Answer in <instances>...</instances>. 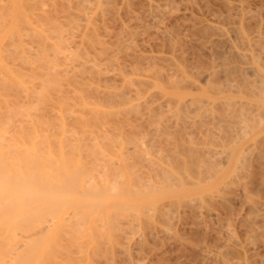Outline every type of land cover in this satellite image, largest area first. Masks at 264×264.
Instances as JSON below:
<instances>
[{"label": "rangeland", "instance_id": "374dc122", "mask_svg": "<svg viewBox=\"0 0 264 264\" xmlns=\"http://www.w3.org/2000/svg\"><path fill=\"white\" fill-rule=\"evenodd\" d=\"M4 2H6V0H2L1 4ZM60 2L64 10H66L68 7L67 0H60ZM89 2H91L93 5L98 4L100 6V10H103V12L101 10V13L103 14L101 15V13L97 12L99 11V9H97V5H95V8L97 9L96 12L100 15L96 13L95 17H97L94 20L96 25L101 28V32L105 24V27L111 32L110 33L108 31L109 33L106 32V34L102 32L101 34L103 35L99 34L101 35V38L98 35L101 40L103 38L105 39H103V42L104 45L106 44L103 48V46H101L102 44H100L102 43V41L97 39L98 41H100V47L103 48L101 50V48L99 47L100 52L98 48L99 44L96 43V47V45H93L94 43H90V41H95V39H93L94 37H91L92 34H90V36L86 33L87 37L84 35V33L82 34V30L84 32V29L81 26H83L84 20H80L81 18L77 17L73 18L79 21L77 22V24H74L73 19L70 23L68 22V20L70 19H67L66 22L64 21L66 20L64 18V20L56 18V20H51V22H48L50 25L51 23H58V26L60 25V27L58 28H61L63 30L62 31L60 29L61 33L64 34H61L60 37H57L56 35L54 36L51 33L50 36L48 34H44L49 33L46 31L42 32L44 34L42 36L33 28L28 29L30 30V35H23L24 39H27L23 40L25 44L27 43L26 45L32 46L33 49L34 47H37L35 46L37 42H40L38 44V55H35L34 53L32 54V60L35 61V64H33L37 68L34 69L35 67H31L30 70H27L22 67V71L26 74L21 76L27 77V88H30L33 85L35 86V88H37L36 90H39V92L37 96L36 94L27 95L28 90L33 91L35 88L26 89L25 92H18V87L15 86L16 88H14V81L15 79H18V76L20 74L18 70H16L18 72L14 71L11 75H9L11 78L13 77L12 79L14 80L12 81L11 79V81L13 82V88L11 89L12 83H8L11 86H8L9 90H6L4 88V92L7 91L8 95L6 94L5 97L0 96V113L8 115L13 121H29L27 125L29 130L18 132L15 129L13 131L14 133L8 134H13L15 136V140H17L18 137H23L25 133L27 134L28 132H30L33 127H37L39 130L37 131L36 140L49 137L51 139H47L46 141L48 142L49 140L51 142H48V145L44 140L45 144H47L49 147L47 145L44 146V143H42L43 145L40 144V146L37 147L39 145V142L36 144L33 142H25L24 144H26L28 147H25L23 149L29 155H23L18 152L14 153L12 152L14 150L12 147L8 148L3 146L1 148V151H5V153H8V155L11 157L9 159H12V157H16L17 159L23 160L22 162H13L12 160H9L8 166L11 168L19 167V165L21 164L23 168L29 167L31 171L37 172V167H45V165H49L51 168L53 167L54 169H56V172L60 169L67 168L69 172H71L70 175L73 174V176L74 173H76V171L79 169L83 170V172L81 171V174L79 173L80 176L76 174V177L79 176V178L81 177L80 179H83L84 177V179H86V177L90 178L91 180L88 184H96L104 192L105 190H107L105 188H107V186H110L109 184H113L114 182H116L119 187H123V189L121 187H118L117 189H121L122 193L124 192V194H122V196L118 190L117 192H119V194L115 192L113 195L107 198L103 207L104 212L100 216L104 218L103 220H101L100 218V220H95L96 218H98L97 215L91 217L84 216L83 222H80V224H53V227L49 232L42 233L34 238H26L25 243H27L29 247H27L24 251V255H19L12 261L8 259V261L6 262L8 255L7 253L10 250L9 246L20 240L22 234H26L23 230L24 224H0V252H3V255H0V264H264V187H262L263 184L261 185L263 179H261V177L263 176L261 174L262 167H259V165L262 166V164H259V157L256 159V152L252 153V149H250V153H248L249 151H246L247 157H244V159L242 158V156L244 155H237L238 157L236 156L234 157V159L230 158L229 152L230 149L234 146V143H231V147L230 142L232 141V139L230 138L231 141H229L230 139L228 140V137H225V140L227 141L224 143L225 140H223L224 136L221 133L220 127L216 126L217 113H213L214 109H211L212 111L210 110V108H212L213 106L212 104H216L218 103V101L220 102L221 100H224V98L227 100L228 98L230 99V97H232L231 101H233L234 99L233 103H240V101L248 103L250 101L251 103L253 102L255 104L256 102L259 103L258 97L253 96V94L251 97V94L249 95L248 91H245L244 88L242 92L240 91V89L239 92L236 88H233L235 87V85H239L238 83L234 85L232 84V87L229 85L230 87H228L231 89L226 88V90H224L225 86H223L224 89H222L221 87V90H224L226 92L223 91L224 93L221 94L219 92L220 95L218 96V92L215 91L217 88L214 90V87L212 90L211 84L213 83L211 81L210 84L207 82L212 77H209L206 81L203 80V76L205 77V75L203 74H206L205 71H207V69L212 70L213 68L211 69V66L214 67L216 64H219V61L221 59L222 61H224L223 58H225L226 54L228 58L231 57V61L235 60L229 63H234L236 67L239 66L241 72H243L242 70L244 69V67H246L245 71L248 68V66H245L247 64L245 63V60L243 63V60L241 59V63L237 61V59L239 58H237V56L233 54L234 50L230 51L228 46H226L224 42H221L222 39L220 40L221 43L216 42L219 37L218 35H220L219 31L222 30L220 28H223V30L225 29L224 31L226 33L227 31L229 32L230 41L232 43L234 42L235 46H242L237 44L241 40V37L240 35H238L236 30L238 31L239 29L240 32L241 29L242 31H246V34L248 32H252L251 35H248L249 37H255L257 31L262 32V41L260 40L261 36H259L258 39L262 42L261 44H263V47H261V44V46L258 47L263 48V51L260 52V50L262 49L258 50V54L260 53L261 57H257L260 60H257L254 64L251 63L252 68H255V66L259 64L258 61L264 62V0H170L169 2L167 1L168 4L166 3L165 5V2L163 0L162 2L161 0H90ZM150 3H152V5H154V3L159 4L158 6H156L158 10L161 11V14L160 11H158V13L157 11L155 12L154 9L156 8V6H154L153 8ZM162 4L164 5V7L166 6V9L164 7L162 8ZM37 6L38 5L29 8L37 13L35 9ZM157 8L155 10H157ZM161 8L163 10H161ZM163 11L166 12L164 13ZM244 12L246 13V15L242 14ZM222 15L224 17L221 18L220 16ZM22 16L23 17L21 18V20L23 23H28L29 21L34 20L33 15L27 10L26 13ZM225 16H228L230 18L227 19V17ZM238 17L239 19L237 21ZM234 18L236 20H234ZM103 23L104 25H101ZM208 23L213 24L214 28L210 27L211 25H208ZM218 24L221 26H219ZM75 25H78L76 29H74L75 27H72ZM206 25L208 29H206ZM232 25H234V27ZM158 29H160V31ZM217 29L220 30H218V35L216 36L215 30L217 32ZM125 30H127L128 32ZM208 30L211 31L210 35L208 34ZM213 31L215 34L213 33ZM7 32H0V38L4 34L7 35ZM33 33H36L37 35L35 36L33 35ZM162 33L165 34L162 35ZM212 33L215 35L214 38L216 37L215 41H213L214 38L211 36ZM45 35L46 37H44ZM199 35L202 37H200ZM206 35H209L212 38L207 37ZM89 36L90 38H88ZM83 37L90 39V41L86 39L89 41H87L88 43H90L89 45L86 44L87 42L85 41V39H83ZM206 37L208 39L210 38V40L212 39L211 41L213 42L211 43H217L214 46L213 44L211 45L210 42H208L209 44L207 43V45H210V48H212L213 51L209 49V46L204 44V40L206 39ZM208 39L206 40L208 41ZM34 40L36 42H34ZM97 40L95 42H98ZM206 40L205 43L207 42ZM44 41L49 45L47 46L43 44ZM58 41H61V45H64L61 46L62 48L56 49V43ZM29 42L32 45H29ZM222 43L224 44V46L222 45ZM42 44L46 49L43 48ZM239 44H242V41H240ZM90 45H93V49ZM204 45L208 48H205ZM225 46L228 48V50ZM95 47L97 50L95 49ZM215 47H217V49H220L217 50L215 49ZM82 48L83 50L88 51V56L90 57V59H93V61L96 62H94L95 64L93 63V66L90 65V63H79V60L76 59L77 55L79 57L80 54H86L84 51H82ZM60 49H62L63 51H60ZM207 49L209 51H207ZM55 50L62 52L61 55L68 54L67 56H70V58L68 60H63V55L61 56L59 52L56 53H58L60 56L57 55L59 57H56ZM101 51L105 52L101 53ZM215 51H219L220 54L218 55ZM93 52H95L97 55ZM230 52L232 54H230ZM178 54H180L181 56ZM92 55H96L94 56L95 58L91 57ZM102 55L103 57H101ZM233 55L236 57L235 59H233ZM10 56L14 58L16 57L13 56V54H11ZM81 56L79 57V59L83 60L84 57L82 58ZM176 56H178L179 59ZM218 57L221 59L219 60ZM87 59L88 57L86 58V60ZM59 61L60 64L56 65L58 67H56L55 65H53V67L51 66L52 62H57L58 64ZM171 61L178 64V70H174L173 68L171 69L170 66L167 65V63H170ZM66 62H69L70 65L66 64ZM209 62L212 64H210ZM213 62L215 64H213ZM72 63H76L75 68L68 70V66H71ZM199 65H201L202 67ZM54 66L56 67L55 69ZM165 66H167V68ZM216 66L217 68H215L217 70L219 68L222 69V67H220L219 65ZM200 67L203 70L200 69ZM236 67L234 66V68ZM183 68H185V70H183ZM252 68L249 67L250 70H252ZM1 70L4 73L3 69ZM179 70H181L182 76H180ZM250 70H247L248 73H246L247 71H244L247 74L246 76L244 75V72L241 73L239 70H237L239 71V74H243L242 76H245L247 80L250 81H245V77L243 79L241 78L244 86L247 85L246 87H249L248 84H251V80H253L254 76L256 77V75L252 72L255 69L251 71L254 76L251 75ZM261 70L264 71L263 69ZM2 72L0 73V75L2 74ZM209 72L211 71H208V73ZM177 73L179 77H181V79L179 77L177 78V75H175ZM218 74H223L221 77L224 79L225 77L228 79L232 78L231 76L229 77L228 75H225V73H221V71ZM218 74L215 75H217L220 79V75ZM235 74L237 75V73H234V75ZM239 74L237 75L238 77L240 76ZM189 75L193 76L190 77ZM215 75L213 74V76ZM224 75L225 77H223ZM234 75L233 78L236 77V75ZM185 76L188 78H186ZM182 77H185L184 81H182ZM168 78H170V80ZM214 78L211 79L213 82L217 79L216 76ZM188 79L195 82H189ZM238 79L240 80V77ZM179 80H181V82ZM1 81H3V79L0 80V85H2L4 82ZM224 81L222 80L221 82V79L219 80L222 85H224V83L226 82ZM6 83L7 81L5 82V84ZM214 83L216 84V87H218V82ZM232 88L235 90V92L234 90L231 91ZM4 89L2 88L1 91H3ZM13 89L14 91H12ZM236 90L240 94H238ZM4 92L3 94H5ZM16 92L18 93V95ZM40 92H42V94H39ZM214 92H216L217 94ZM114 93L116 95H114ZM242 93H244L245 95ZM198 97H200V102L197 99L198 102H195L197 104L195 107V103H192V100L190 99L193 98L195 100ZM202 98L204 100L203 105H206L208 103L205 106L209 108V110L206 108L208 110V114L205 111V107L202 106V104H199L202 103ZM236 99L238 102L236 101ZM34 101H38L39 103L40 110L36 114L40 117L32 116V113L34 112V109L36 107L34 105ZM180 102L182 103L181 105L179 104ZM183 103L184 106L187 105L186 112L188 111L187 113L185 112V114L182 113L185 116L182 114H178L179 112L181 113L182 107H184L182 106ZM188 104L193 105V107ZM198 104L200 105V107H202L199 108ZM215 104L213 108L216 109L217 106H215ZM189 106L192 108V110ZM203 108L205 109V113L203 112L204 115L201 112V110L203 111ZM219 108L221 111V105H219ZM210 111L212 112V114ZM216 111L219 112V110H215V112ZM180 115L183 117H181ZM44 118H47L49 123L45 122ZM183 118L185 119L182 120ZM189 119L190 121L187 122V120ZM199 119L203 122L199 121ZM37 120H39L40 122L37 123ZM61 120H65L67 122V125H69V127L67 126L68 129L67 131L65 130V132H63L62 128H60L58 125V122ZM197 121H199V123H197ZM190 122H192V124ZM204 122L207 124V126H205L206 124H204ZM212 124H215L216 127ZM263 124L259 125V128H263L262 131L254 132L253 134L252 132H249V134L251 135L248 134L246 141L243 142V148H245L246 146H249L250 148V143H252L251 141H253V138L256 134L257 139L255 138V141L257 140L258 142H262L261 139L264 138ZM183 125L184 127H182ZM84 128L86 129L84 130ZM182 128H184V130ZM211 128H215L213 130L217 132L213 131ZM74 130H79V132L75 133L73 132ZM80 134H83L82 137H84V140L89 139V144L85 145L83 143H80L81 141H75L77 136H80ZM165 134L167 135L165 136ZM90 135H93V137L96 139L91 140L93 139V137H91ZM208 135L210 136L208 137ZM96 136L98 137V139ZM204 136H207V138H204ZM211 138L212 141L210 142ZM63 144L65 146L69 144V147L71 146L72 148L67 147L68 145L65 147ZM259 144L257 143L256 145ZM256 145L252 147H255ZM185 146L188 148L186 149ZM227 146L230 148H228ZM33 147H36L38 150L36 153L37 156L42 155L45 157L47 156V158H49L48 156H50L52 160L49 158L51 161L48 160L49 162L37 165V156L35 157L30 154V151ZM184 148L187 150L186 153L184 151ZM255 148L253 149V151H256L258 147L256 149ZM210 149L214 153L219 152L217 155H219L220 157L216 154H212L213 157L211 158V160H214L219 164L216 162H214L213 164L209 163L210 154L212 152L210 151ZM194 151L196 154L194 153ZM220 152L222 153L220 154ZM228 154L229 157H227ZM179 155L180 157L182 156L183 159L181 157L180 160H178ZM208 156L209 158H207ZM26 159L30 160L29 164L24 162V160ZM207 159L209 160V164H207ZM246 159H248L247 164L245 163V161H247ZM193 160L194 162L192 163L191 161ZM236 160L237 164L239 161L240 166L237 165L239 167H236L235 164V169L237 171H234L235 175H233L231 169H234L233 162L236 163ZM196 161L198 163H196ZM203 161L205 162V164L203 163ZM260 161L262 162L261 159ZM185 165L186 167H184ZM209 165L211 170L213 169V167L219 168V170L217 169L219 173L216 170L217 173L215 172L214 175L210 174V176H213L210 178L208 173H210L211 170H209L208 168V171L204 169V171H207L206 174L202 173L203 176L207 175V177L202 178L201 175L199 176V173H201L199 172V170L203 171V168L209 167ZM220 167H222L221 170ZM241 167L242 169H239ZM188 168H190V170ZM175 169H177L178 171ZM230 171L232 172L231 175L229 174ZM163 172L168 174V176L166 177ZM169 172L171 173L172 177H169ZM237 172L244 174L242 176ZM19 173L24 172L20 171ZM228 174V180H230V176H233L230 181H226L227 185H225L224 181L225 179H227ZM64 176H66L64 172L58 171V173L56 174V178L59 179L63 178ZM164 176L167 179V182H165L166 184H168L164 185V182V187L162 186V184H159V186V182L163 183V181H161L162 179L166 180ZM115 178L116 180H114ZM135 178L137 179L135 180ZM209 178V181L204 182ZM243 178L245 179V181ZM169 179L171 181H173L174 179L173 183L171 182L172 184L169 183ZM186 179L187 181H189H185ZM247 179L249 181H247ZM223 182L224 184H222ZM192 183L195 184L193 185ZM247 183V186H243ZM88 184L87 187H90L88 186ZM152 184H154L153 187L156 186L158 190H156V188L154 187V189L148 193L147 191L150 188L149 186H151L152 189ZM240 185L241 188L244 187L242 189H245L246 193L249 195L248 197L246 195L247 198H244L243 196V200L240 196ZM124 189L128 192H126ZM141 190L143 194L140 192L141 196H139V193H137V191ZM80 191L82 192V190ZM234 191H237V194H240L238 198L240 197L239 200L241 199L242 201H239L238 199L236 200H238L239 202L236 200L232 201L233 199L231 198L233 196H231L230 198V195H232ZM128 193L130 196L127 195ZM116 194L119 197H117ZM203 195L207 197H203ZM78 196L80 197L81 194H79ZM251 197L255 199L253 200ZM119 200L123 201L124 205H127V208H129V210L130 208L132 210L128 211L126 209L128 212H126L125 214L124 211L126 207L124 205L121 207L122 204H119L121 209L123 208L124 211L118 212L119 214L115 213V210H118L120 208L119 206L113 207L111 204L114 201ZM256 200H258V202ZM254 201L256 202L254 203ZM247 204L251 205L248 206ZM254 204H257L256 209L258 211L250 212L254 208H252V206H255ZM132 205H138V207H136V209L134 208L133 210L134 206L132 207ZM145 209L148 210L146 211ZM209 210L211 212H209ZM69 212H74V208L69 207L65 209L63 212V216H67V213ZM111 212H114L112 214V217ZM214 213L217 215H214ZM128 216L129 218H126ZM130 216L132 217L130 218ZM247 217H249V219ZM106 219H108L109 221ZM54 220L56 221L57 219ZM251 221L254 223H252ZM248 222L249 224H247ZM38 225L39 224H36L37 227H35L33 224H29L27 227H31V229L36 231L39 227ZM229 225L232 227L231 229L233 231L231 232L230 230V233L233 236H228V233L226 231H223L226 230V228L230 229ZM127 226H129V228L131 229H129ZM218 226L221 231L218 229ZM250 228H257L256 230H254V234L251 232ZM226 233L227 235H225ZM251 234L256 236L255 239ZM234 235L236 238L234 237ZM252 237L254 240L252 239ZM227 240L228 242H226ZM36 246L40 248L41 253L30 255V249Z\"/></svg>", "mask_w": 264, "mask_h": 264}, {"label": "bare ground", "instance_id": "6f19581e", "mask_svg": "<svg viewBox=\"0 0 264 264\" xmlns=\"http://www.w3.org/2000/svg\"><path fill=\"white\" fill-rule=\"evenodd\" d=\"M1 1L2 0H0V32H7V35H2V37L0 38V71L2 72V70L1 69H3V71H4V73L2 72V74L0 75V78L1 79H3V81H1V82H3V84L2 85H0V88H1V86H2V88L4 89H8L9 87H11V89L13 88V82L12 81H14L9 75H11L14 71H16V70H18L19 71V76H18V79H15V85H14V88H16V87H18L17 88V90H18V92H20V91H22V92H25V90L26 89H34L35 88V86H31L30 88H27L26 86H28L27 84H26V80H27V77H21L22 75H25L26 73L25 72H23L22 71V67L23 68H25V69H27V70H30V68L31 67H35L34 66V62L35 61H33L32 60V54L34 53L35 55H38V47H39V41L37 42V44L35 45V46H37V47H34V49H33V47L32 46H28V45H26L25 44V42L23 41V40H27L26 38L24 39V37H23V35H28L29 34V32H30V30H28V29H30V28H33V29H35V31H38V33L40 34V35H44V34H48L49 36H50V33L51 34H53L54 36L56 35L57 37H60L61 36V30L58 28V27H60V25L58 26V23L57 24H53V23H51V25L48 23L49 21L51 22V20H56V18H60V20H64V19H66V20H64V21H66L67 22V19H70V20H68V22H72V19L73 18H75V17H77V18H81L80 20H84V24H83V26H81V27H83V29H84V32H83V30H82V34L84 33V35L87 37V34L88 35H90V34H92V38L93 39H95V41L97 40V39H99V40H101L100 38H101V35H103V34H101L102 32L103 33H105L106 34V32H108L109 30L105 27V25H104V23L103 24H101V25H104L103 26V28H102V32H101V28H99L97 25H96V23H95V20L94 19H96V17H95V14L97 13V12H99V13H101V10H100V6L98 5V4H92L91 2H89L90 0H67V9L66 10H64V8H63V6H62V4H61V2H60V0H6V2H4V3H2L1 4ZM49 1V2H48ZM125 1V0H124ZM150 1V0H149ZM165 3H164V5L167 3V1L169 2L170 0H163ZM48 2V3H47ZM147 2V1H146ZM161 2H162V0H161ZM161 2H160V4H161ZM47 3V4H46ZM94 3V2H93ZM159 3V2H158ZM168 4V3H167ZM171 4V3H170ZM36 5H38L35 9H36V11H37V13H35L31 8H29V7H33V6H36ZM93 5V6H92ZM95 5H97V9H99V11H97L96 12V6ZM150 5H152V3H150ZM158 6L159 4H157V3H154V5H152L153 6V8H154V6ZM164 5L162 4L161 6H162V8L164 7ZM157 6H156V8H157ZM161 6H159V7H161ZM229 6V5H228ZM235 7V6H234ZM66 8V7H65ZM75 8V9H74ZM152 8V9H153ZM155 8V9H156ZM161 8V10H163ZM165 9H166V6L164 7ZM229 8V7H228ZM242 8V7H241ZM149 9V8H148ZM154 9V11L156 12L157 11V13H158V11H160V10H158V8H157V10H155ZM169 9V8H168ZM240 9V8H239ZM243 9V8H242ZM241 9V10H242ZM26 10L27 11H29L32 15H33V17H34V20H32V21H29L28 23H23L22 22V20H21V18L23 17L22 15H24L25 13H26ZM236 10V9H235ZM247 10V9H246ZM225 11V10H224ZM243 11V10H242ZM250 11V10H249ZM102 12H103V10H102ZM164 12V11H163ZM166 12V11H165ZM164 12V13H165ZM227 13V12H226ZM231 13V12H230ZM98 14V13H97ZM160 14H161V11H160ZM243 15L245 14L246 15V13L244 12V13H242ZM98 15H100V14H98ZM101 15H103L102 13H101ZM137 16V15H136ZM145 16V15H144ZM153 16V15H152ZM217 16V15H216ZM229 16V15H228ZM228 16H225V17H227V19L228 18H230V17H228ZM62 17V18H61ZM103 17V16H102ZM133 17H134V15H133ZM151 17V16H150ZM221 18L222 17H224L223 15L222 16H220ZM241 17V16H240ZM64 18V19H63ZM140 18V17H139ZM153 18V17H152ZM159 18V17H158ZM217 18V17H216ZM236 18V17H235ZM234 18V20H236ZM242 18H243V16H242ZM242 18H240V19H242ZM245 18H246V16H245ZM251 18H252V15H251ZM155 19V18H154ZM225 19V18H224ZM238 19H239V17L237 18V21H238ZM158 20V19H157ZM233 20V19H232ZM76 21V22H75ZM137 21V20H136ZM141 21V20H140ZM159 21V20H158ZM161 21V20H160ZM222 21V20H221ZM229 21V20H228ZM60 22V21H59ZM73 22H74V24H77V22H79V21H77V20H75V19H73ZM220 22V21H219ZM55 23V22H54ZM163 23V22H162ZM239 23H240V21H239ZM49 24V25H48ZM79 24V23H78ZM82 24V23H81ZM215 24V23H214ZM220 24V23H219ZM218 24V25H219ZM243 24V23H242ZM128 25V24H127ZM141 25V24H140ZM144 25V24H143ZM156 25H157V23H156ZM208 25H211L210 27H213V24H209L208 23ZM108 26V25H107ZM125 26V25H124ZM165 26V25H164ZM219 26H221V25H219ZM233 27H234V25H232ZM245 26V25H244ZM72 27H75L74 29H76V27H78V25L76 26H72ZM101 27V26H100ZM109 27V26H108ZM126 27V26H125ZM129 27V26H128ZM131 27V26H130ZM163 27V26H162ZM161 27V28H162ZM166 27V26H165ZM70 28V27H69ZM80 28V27H79ZM79 28H78V30H79ZM214 28V27H213ZM218 28V27H217ZM238 28H240V27H238ZM237 28V29H238ZM245 28V27H244ZM250 28V27H249ZM6 29H8V30H6ZM107 29V30H106ZM111 29V28H110ZM133 29V28H132ZM156 29V28H155ZM163 29V28H162ZM206 29H208V27H207V25H206ZM205 29V30H206ZM220 29H222L223 30V28H220ZM220 29H217V32H216V30H215V33H214V31H213V33L217 36L218 35V30H220ZM229 29V28H228ZM236 29V28H235ZM100 30V31H99ZM145 30V29H144ZM159 31H160V29H158ZM192 30V29H191ZM222 30L221 31H219V34L220 35H218L219 37H218V39L217 40H219V41H217L216 40V42L218 43V42H220V40H221V42H224V44L226 45V46H228V48H229V50L230 51H233L234 50V55L235 56H237V58H239V59H237V61L238 62H240L241 63V60H243L242 61V63L244 62V60H245V63H247L245 66H248V68L246 69V71L247 70H250L249 69V67L250 68H252V65H251V63L252 64H254L257 60H260V59H258L259 58V56L261 55L260 53L258 54V50L259 49H262V50H260V52H262L263 51V48H260V47H258V46H261V47H263V44H261L262 42V37H263V33L262 32H258L257 31V34L255 35V37H249L248 35H251V33L250 32H248L247 34H246V31H242L241 29H240V32H239V29H238V31L236 30V32L238 33V35H240V37H241V40L240 41H242V44H239L240 43V41H239V43H237L238 45H242V46H235L234 45V42L232 43L231 41H230V38H229V32L227 31V33L223 30V32H222ZM244 30V29H243ZM49 32V33H42V32ZM63 31V30H62ZM125 31H127V30H125ZM133 31V30H132ZM143 31V30H142ZM147 31V30H146ZM163 31V30H162ZM207 31V30H206ZM230 31V30H229ZM110 32V31H109ZM108 32V33H109ZM121 32H123V31H121ZM120 32V33H121ZM128 32V31H127ZM157 32V31H156ZM168 32V31H167ZM193 32V31H192ZM200 32H202V31H200ZM205 32V31H204ZM221 32V33H220ZM233 32V31H232ZM87 33V34H86ZM111 33V32H110ZM137 33V32H136ZM170 33V32H169ZM195 33V32H194ZM210 33H211V31L210 30H208V34L210 35ZM211 34V36L214 38V34ZM240 33V34H239ZM250 33V34H249ZM260 33V34H259ZM99 34H101V35H99ZM130 34V33H129ZM133 34V33H132ZM163 34H165V33H162V35ZM204 34V33H203ZM236 34V33H235ZM30 35V34H29ZM33 35H37L36 33H33ZM62 35H64V34H62ZM100 36V38H99V36ZM131 35V34H130ZM174 35V34H173ZM190 35V34H189ZM209 35H206L207 37H210ZM237 35V34H236ZM90 36L88 37V38H90ZM166 36V35H165ZM200 36V35H199ZM235 36V35H234ZM259 36H261L260 38V40L258 39V37ZM26 37V36H25ZM44 37H46V35L44 36ZM105 37V36H104ZM170 37V36H169ZM172 37V36H171ZM191 37V36H190ZM200 37H202V36H200ZM206 37V39H208ZM212 37H210V38H212ZM256 37H257V39H256ZM23 38V39H22ZM31 38V37H30ZM30 38H29V40H30ZM88 38H84L83 37V39H85V41L87 42L88 40L90 41V39H88ZM103 38V37H102ZM166 38V37H165ZM205 38V37H204ZM210 38L208 39V41L205 43V40H204V44H206L207 45V43L208 42H213V41H215V39H216V37L213 39V41H211L210 40ZM220 38V39H219ZM32 39V38H31ZM35 39V38H34ZM37 39V38H36ZM48 39V38H47ZM86 39H88V40H86ZM92 39V40H93ZM104 39V38H103ZM101 40L102 41V43H100V41H98V42H95V41H93V42H91L90 41V43H94L93 45H96V47H97V44H102L101 46H103V48H104V46L106 45H104V40ZM131 39V38H130ZM169 39V38H168ZM201 39V38H200ZM203 39V38H202ZM233 39V38H232ZM231 39V40H232ZM236 39V38H235ZM57 40V39H56ZM173 40V39H172ZM171 40V41H172ZM186 40V39H185ZM84 41V42H85ZM88 41V42H89ZM107 41V40H106ZM193 41V40H192ZM202 41V40H201ZM260 41V42H259ZM24 42V43H23ZM34 42H36L35 40H34ZM63 42V41H62ZM86 43L87 45H89L90 43ZM123 42V41H122ZM185 42V41H184ZM187 42V41H186ZM220 42V43H221ZM257 42H258V44H257ZM31 43H32V41H31ZM42 43V42H41ZM47 42H45L44 41V43L43 44H45V45H49L48 43L46 44ZM65 43V42H64ZM66 43H67V41H66ZM97 43V44H96ZM124 43H125V41H124ZM180 43V42H179ZM178 43V44H179ZM197 43V42H196ZM216 43V44H217ZM219 43V44H220ZM42 44V45H43ZM57 45V47H56V49H59V48H62L61 46L62 45H64V44H62L61 45V41L59 42H57L56 43ZM85 44V45H86ZM100 44H99V46H98V48L100 47ZM201 44V43H200ZM209 44V43H208ZM213 44V46L214 45H216L215 43H211V45ZM224 44L222 43V45L224 46ZM261 44V45H260ZM29 45H32V44H30V42H29ZM86 45V46H87ZM93 45H90L91 46V48L93 49ZM126 45V44H125ZM130 45V44H129ZM190 45V44H189ZM196 45V44H195ZM89 46V47H90ZM203 46V45H202ZM205 46V45H204ZM207 46H209V49H211L212 50V48H210V45H207ZM207 46H205V48L207 47ZM225 46V47H226ZM64 47V46H63ZM88 47V48H89ZM96 47H95V49H96ZM191 47V46H190ZM194 47V46H193ZM35 48H37V49H35ZM43 48H45V46L43 45ZM42 48V49H43ZM101 48V47H100ZM100 48H99V52H100ZM103 48H101V50L103 49ZM116 48V47H115ZM121 48V47H120ZM204 48V49H205ZM208 48V47H207ZM219 48V47H218ZM227 48V47H226ZM228 48H227V50H228ZM46 49V48H45ZM65 49V48H64ZM68 49V48H67ZM94 49V50H95ZM106 49V48H105ZM193 49V48H192ZM202 49H203V47H202ZM215 49H217V47H215ZM220 49V48H219ZM219 49H217V50H219ZM62 49H60V51H61ZM91 50V49H90ZM97 50V49H96ZM95 50V51H96ZM107 50V49H106ZM120 50V49H119ZM178 50H180V49H178ZM177 50V51H178ZM221 50H223V49H221ZM220 50V51H221ZM226 50V49H225ZM226 50V51H227ZM48 51V50H47ZM63 51V50H62ZM82 51H84L86 54H80L79 55V57L81 56L82 58H83V60H81V59H79V57H78V55L76 56L77 58L76 59H78L79 60V63H83V64H88V63H90V65H94L96 62L95 61H93V59H90V57L88 56V51H85V50H83V48H82ZM183 51V50H182ZM198 51V50H197ZM203 51V50H202ZM207 51H209L208 49H207ZM213 51V50H212ZM211 51V52H212ZM56 52H59L58 50H55V53ZM65 52V51H64ZM105 52V51H104ZM103 51H101V53H104ZM114 52V51H113ZM181 52V51H180ZM216 52V51H215ZM222 52H224V51H222ZM229 52V51H228ZM48 53V52H47ZM61 53L62 52H59V54L61 55ZM67 53V52H66ZM90 53V52H89ZM94 54H96L95 52H93ZM210 53V52H209ZM218 55L220 54L219 53V51L218 52H216ZM264 53V52H263ZM11 54H13V56H16L15 58L14 57H12V56H10ZM58 53H56V57H59L60 55H59ZM92 54V53H91ZM115 54V53H114ZM160 54V53H159ZM225 54H226V52H225ZM230 54H232L231 52H230ZM229 54V55H230ZM258 54V55H257ZM47 55V54H46ZM45 55V56H46ZM49 55V54H48ZM57 55H59V56H57ZM63 55V54H62ZM61 55V56H62ZM68 54H64L63 56H62V58H63V60L64 59H69L70 58V56L68 57L67 56ZM70 55V54H69ZM97 55V54H96ZM96 55H94V56H96ZM152 55V54H151ZM150 55V56H151ZM178 55H180V54H178ZM216 55V54H215ZM222 55V54H221ZM220 55V56H221ZM232 56V57H234L233 59H235L236 57L235 56ZM10 56V57H9ZM93 55L91 56V57H93V58H95ZM105 56V55H104ZM153 56V55H152ZM181 56V55H180ZM211 56V55H210ZM231 56V55H230ZM263 56H264V54H263ZM55 57V58H56ZM88 57V59L86 60V58ZM101 57H103V55L101 56ZM110 57V56H109ZM114 57V56H113ZM115 57H117V56H115ZM154 57V56H153ZM152 57V58H153ZM163 57V56H162ZM177 58H178V56H176ZM212 57H213V55H212ZM217 57V56H216ZM223 57V56H222ZM258 57V58H257ZM261 57V56H260ZM155 58V57H154ZM174 58V57H173ZM219 58V57H218ZM225 58H226V60H225ZM225 58H223L224 59V61H222V59L221 58H219V64H216V65H219L220 67H222V69L221 68H219V69H221V70H217L216 68H217V66L215 65L214 67H212L211 66V69L212 70H208L207 69V71H205V73L206 74H203V75H205V77L203 76V80H208V78L210 77H212L211 79H213L215 76H216V80L214 81V82H218L217 83V86L218 87H216V84L211 80V79H209L207 82L210 84L211 82L213 83V84H211V87H212V90H213V88H214V90L215 91H217L218 92V96L221 94V93H224V92H226V91H224V90H226V88H229L232 84L234 85V84H236V83H238L239 85H235V87H233V88H236L238 91H239V89H240V91L242 92V90H243V88H244V90L245 91H248V94L250 95L251 94V97H252V94H253V96H256V97H258V101H259V103H251L250 101V103L248 102H241L240 101V103H233L234 102V99H233V101H231L232 99V97H230V99L228 98L227 100L224 98V100H221L220 102H222V103H220L219 101H218V99H217V101H218V103H214L215 104V106H217L216 107V109L215 108H213L214 107V104H212L213 106H212V108H210V110L211 109H214L213 111V113H217L216 115V126H219L220 127V130H221V133L223 134V136H224V139L223 140H225V137L227 138L228 137V140L231 138L232 139V141H231V139L229 140V141H231L230 142V146L233 144L234 146L230 149V158L231 159H234V157H236L237 155H244V156H242V158L244 159V157L246 158L247 157V154H246V151H249L248 153H250V149H252V153L253 152H256L255 153V155H256V159L259 157L261 160H262V162L260 161V159L258 158V161L260 162L259 164H262V166L261 165H259V167L261 168L262 167V169H261V174L263 175H261L262 177H261V179H262V182H261V185H262V187H264V138H262L261 140H262V142H258L257 140L255 141V138H256V136H257V134L254 136V138H253V141H251L252 143H250L251 145H250V148H249V146H246L245 148H243L242 147V145H243V142H245L246 141V139H247V137H248V134H249V132L251 133L252 132V134L254 133V132H258V131H262L263 130V128H259V125H261V124H263L264 123V71H262L261 69H263L264 70V62L263 61H258V65H256L255 66V68H252V70L253 69H255L254 71H252V70H250V73H251V75H253V74H255L256 75V77L254 76V78H253V80H251L252 82H251V84H248V86L249 87H246L247 85H245L244 86V83H243V81H241L247 74L246 73H248V71L246 72L245 71V68L246 67H244V69L242 70L245 74V76L243 77L242 75H241V73H243V72H241L240 71V68H239V66H237L236 67V65H234V63H229V62H233V61H235V60H233V61H231L230 59H231V57L230 58H228V56H227V54H226V56H225ZM37 59V58H36ZM149 59V58H148ZM175 59V58H174ZM179 59V58H178ZM230 61H229V60ZM241 59V60H240ZM263 59V58H262ZM35 60V59H34ZM62 60V59H61ZM67 60H65V61H67ZM95 60V59H94ZM170 60V59H169ZM240 60V61H239ZM90 61V62H89ZM91 61H93V62H91ZM117 61H118V59H117ZM184 61V60H183ZM201 61V60H200ZM199 61V62H200ZM214 61H216V60H214ZM64 62V61H63ZM95 62V63H94ZM238 62H237V64H238ZM34 63V64H33ZM94 63V64H93ZM169 63V62H168ZM167 63V65H169L170 66V68L172 69H176V70H178V64L176 63V62H170L169 64ZM210 63V62H209ZM244 63V64H245ZM60 64V61H59V63L57 64V62H52V64H51V66L53 67V65H59ZM66 64H68V65H70V63L69 62H66ZM119 64V63H118ZM195 64V63H194ZM210 64H212V63H210ZM213 64H215L214 62H213ZM230 64H232V65H230ZM250 64V65H249ZM257 64V63H256ZM263 64V65H262ZM75 65H76V63H72L71 64V66H68L69 67V69L68 70H70V69H73V68H75ZM100 65V64H99ZM54 66V69L56 68V67H58V66H56L55 67ZM186 66V65H185ZM195 66V65H194ZM199 66H201V65H199ZM234 66L236 67V68H234ZM67 67V68H68ZM166 68H167V66H165ZM178 67V68H177ZM181 67H182V65H181ZM184 67V66H183ZM196 67V66H195ZM202 67V66H201ZM200 67V69H202ZM216 67V68H215ZM37 67H35L34 69H36ZM191 68V67H190ZM210 68V67H209ZM33 69V68H32ZM165 69V68H164ZM193 69V68H192ZM195 69H197V68H195ZM239 70L241 73L239 74L238 72L239 71H237V70ZM173 70V71H174ZM183 70H185V68H183ZM191 70V69H190ZM199 70V69H198ZM198 70H197V72H198ZM203 70V69H202ZM18 71H16V72H18ZM38 71H39V68H38ZM159 71V70H158ZM165 71V70H164ZM167 71H169V70H167ZM172 71V70H171ZM180 71V76H182L181 75V70H179ZM208 71H211V72H209L208 73ZM218 71V72H217ZM221 71V73H225V75H228L229 77L231 76L232 78H230V79H228V78H226L225 77V75L223 76V77H225V79L224 78H222L221 76L223 75H220V74H218L219 72ZM237 71V72H236ZM253 72V74H252V72ZM256 71V72H255ZM0 72V73H1ZM186 72V71H185ZM188 72H190V71H188ZM201 72V71H200ZM255 72V73H254ZM169 73V72H168ZM208 73V74H207ZM234 73H237V75L239 74L240 76V80L238 79L239 77L236 75V77H238V78H233V75H234ZM41 74V73H40ZM171 74V73H170ZM169 74V75H170ZM184 74V73H183ZM189 74V73H188ZM193 74V73H192ZM195 74H196V72H195ZM194 74V75H195ZM213 74L215 75V74H218V75H220V79H221V82H222V80L225 82L224 83V85H222V83H220L219 82V77L217 76V75H215V76H213ZM175 75H177V78L179 77V75H178V73L177 74H175ZM174 75V76H175ZM190 75H191V73H190ZM189 75V76H190ZM198 75H199V73H198ZM234 75V76H235ZM10 78H9V77ZM15 76V75H14ZM193 76V75H192ZM192 76H190V77H192ZM196 76H197V74H196ZM195 76V77H196ZM227 76V77H228ZM186 77V76H185ZM185 77L183 78V80L182 81H184V79H185ZM180 79H181V77H179ZM186 78H188V77H186ZM197 78V77H196ZM204 78H206V79H204ZM242 78V79H241ZM0 79V80H1ZM11 79H12V81H11ZM131 79V78H130ZM129 79V80H130ZM169 80H170V78H168ZM200 79V78H199ZM215 79V78H214ZM219 79V80H218ZM245 79V81L247 80V78L245 77L244 78ZM7 81V85L5 84V82ZM9 81V82H8ZM39 81V80H38ZM138 81H140V80H138ZM173 81V80H172ZM177 81V80H176ZM180 82H181V80H179ZM188 81L190 82H195V81H192V80H190V79H188ZM211 81V82H210ZM243 83H241V82ZM244 81V82H245ZM247 81H249V80H247ZM148 82V81H147ZM174 82V81H173ZM201 82V81H200ZM234 82V83H233ZM240 82V83H239ZM250 82V81H249ZM8 83H12V85L10 86ZM142 83V82H141ZM188 83V82H187ZM205 83V82H204ZM207 83V84H208ZM1 84V83H0ZM174 84V83H173ZM175 84H176V82H175ZM179 84V83H178ZM177 84V85H178ZM220 86H219V85ZM246 84V83H245ZM213 85V86H212ZM230 85V86H229ZM6 86H7V88H6ZM9 86V87H8ZM16 86V87H15ZM179 86V85H178ZM223 86H225V89L223 88ZM227 86V87H226ZM229 86V87H228ZM242 88H241V87ZM221 87H222V89H224V90H221ZM232 87V86H231ZM238 87H240V88H238ZM2 88L0 89V96H6V94L8 95V93H7V91L6 92H4L5 91V89L3 90V91H1L2 90ZM232 88V90L231 91H233L234 89ZM37 88H35L33 91H27V95H34V94H36V96L38 95V92H39V90H36ZM220 89V90H219ZM229 89H231V88H229ZM229 89H227V90H229ZM9 90V89H8ZM16 90V89H15ZM236 90V91H237ZM12 91H14V89L12 90ZM224 91V92H223ZM230 91V92H231ZM237 91V93L238 94H240L239 92ZM3 92L5 93V94H3ZM219 92H220V94H219ZM229 92V91H228ZM234 92H235V90H234ZM244 92V91H243ZM17 93V92H16ZM214 93H216V92H214ZM245 93V92H244ZM244 93H242V94H244ZM25 94V93H24ZM39 94H42V92H40ZM118 94V93H117ZM217 94V93H216ZM245 94H247V93H245ZM244 94V95H245ZM247 94V95H248ZM17 95H18V93H17ZM114 95H116L115 93H114ZM136 95V94H135ZM246 95V96H247ZM119 96V95H118ZM137 96H138V94H137ZM114 97V96H113ZM123 97V96H122ZM202 97H204V96H202ZM200 97H198V98H196L195 100L193 99V98H191L190 100H192V103L194 102H200V99H199ZM197 99H198V101H197ZM209 100V99H208ZM184 101V100H183ZM188 101V100H187ZM187 101H186V103H187ZM203 98H202V103H199V104H202V106H206V105H203L204 103H203ZM211 101V100H210ZM236 101H237V99H236ZM185 102V101H184ZM238 102V101H237ZM185 103V104H186ZM189 103H190V101H189ZM180 105L182 104L181 102L179 103ZM198 104V107L199 108H201L200 107V105ZM221 105V111H220V108H219V105ZM34 105L36 106L35 107V109H34V112L32 113V116L33 117H40V116H38L36 113L40 110V108H39V103H38V101H34ZM188 105H190L191 107H193V105H191V104H188ZM195 105V107H196V103L194 104ZM162 106V105H161ZM179 106V105H178ZM182 106H184V103H183V105ZM187 106V105H186ZM186 106H184V107H182V110H181V113L179 112L178 114H182V113H184L185 114V112H186V109H187V107ZM189 106V107H190ZM186 107V108H185ZM188 107V108H189ZM190 107V108H191ZM197 107V108H198ZM211 107V106H210ZM33 108V107H32ZM184 108V109H183ZM208 109L209 110V108L208 107H205V109ZM219 108V109H218ZM162 109V108H161ZM204 108H203V111L201 110V112H202V114L204 115V110H205ZM205 110L206 111V113L208 114V110ZM191 110H192V108H191ZM199 110V109H198ZM215 110H219V112L218 111H216L215 112ZM154 111V110H153ZM189 111H190V109H189ZM196 111V110H195ZM200 111V110H199ZM212 111V110H211ZM210 111V112H211ZM253 111H254V113H253ZM158 112V111H157ZM188 112V111H187ZM186 112V113H187ZM193 112V111H192ZM204 112V113H203ZM177 114V115H178ZM184 114H182V115H184ZM207 114H205V115H207ZM210 114V113H209ZM211 114H212V112H211ZM214 115V114H213ZM212 115V116H213ZM181 116V115H180ZM180 116H178V117H180ZM185 116V115H184ZM211 116V117H212ZM215 116V115H214ZM181 117H183V116H181ZM189 117V116H188ZM41 118H43V117H41ZM45 119V122H48V120H47V118H44ZM179 119V118H178ZM185 118H183L182 120H184ZM187 119V118H186ZM163 121V120H162ZM178 121H180V120H178ZM188 121H190V119L189 120H187V122ZM199 121H201L200 119H199ZM199 121H197V123H199ZM257 121V122H256ZM40 121L39 120H37V123H39ZM201 122H203V121H201ZM256 122V123H255ZM260 122H261V124H260ZM263 122V123H262ZM28 123H29V121H21V122H19L18 120H15V121H13V120H11V118L8 116V115H4V114H2V113H0V224H24V228H23V230H24V232L26 233L25 235H21V239L20 240H18L16 243H14V244H12L11 246H9V252L7 253L8 255H7V260H6V262L8 261V259L9 260H13V259H15L16 257H18L19 255H24V251L26 250V248L27 247H29L28 246V244L27 243H25L26 241H25V239L26 238H29V237H32V238H34V237H37L38 235H40V234H42V233H47V232H49L50 231V229L53 227V224H80V222H83V217L84 216H87V217H91V216H95V215H97L98 216V218H96L95 220H103L104 218L103 217H100L101 215H102V213L104 212V204H105V202H106V200H107V198L109 197V196H111V195H113L115 192L116 193H118L119 194V192H120V194L122 195V194H124V192L122 193V190L120 191L119 189H117L118 187H119V185H117L116 184V182H114L113 184H109L110 186H107V188H105V189H107V190H105L104 192L102 191V189L101 188H99V186L98 185H96V184H88V183H90V178H88V177H86V179H80L79 178V176H80V172L82 171L83 172V170H77L76 171V173H74V176H73V174L72 175H70L71 174V172H69V170L67 169V168H64V169H60V170H58V171H60V172H64L65 173V175L66 176H64L63 178H61V179H59V178H56V174L58 173V171L56 172V169H54L53 167L51 168L49 165H45V167H37V172H34V171H31V169L29 168V167H26V168H23V166L20 164L19 165V167H16V168H11V167H9L8 166V162H9V160H12L13 162H16V161H19V162H22L23 160L22 159H17L16 157H12V159H9V158H11L9 155H8V153H5V151H1L2 149V147L3 146H5V147H8V148H10V147H12L14 150L12 151V152H14V153H16V152H18V153H21V154H23V155H29L23 148H25V147H28L26 144H24L25 142H33V143H38L39 142V145L37 146V145H35V146H37V147H39L40 146V144H42V143H44V146L45 145H49V143L51 142V141H49L51 138H44V139H39V140H36V136H37V131L39 130L37 127H33L32 129H31V131L30 132H28L27 134L25 133V135L23 136V137H18V139L17 140H15L14 138H15V136L12 134V135H8V134H11V133H14L13 131L16 129L18 132L19 131H24V130H29V128L27 127V125H28ZM49 123V122H48ZM181 123V122H180ZM191 124H192V122H190ZM195 123V122H194ZM213 123H215V122H213ZM255 123V124H254ZM196 124V123H195ZM204 124H206L205 122H204ZM58 125H59V127L60 128H62V130H63V132H65V130L67 131V129H68V127H69V125H67V122L65 121V120H61V121H59L58 122ZM187 125V124H186ZM209 125V124H208ZM212 125H214L215 126V124H212ZM264 125V124H263ZM68 126V127H67ZM193 126V125H192ZM201 126V125H200ZM204 126V125H203ZM205 126H207V124L205 125ZM211 126V125H210ZM215 126V127H216ZM182 127H184V125L182 126ZM194 127V126H193ZM197 127V126H196ZM212 127V126H211ZM165 128V127H164ZM167 128V127H166ZM187 128V127H186ZM185 128V129H186ZM189 128V127H188ZM198 128V127H197ZM201 128V127H200ZM199 128V129H200ZM202 128H205V127H202ZM247 128H249V129H247ZM86 128H84V130H85ZM170 129V128H169ZM183 130H184V128H182ZM212 129V128H211ZM213 129H215V128H213ZM212 129V130H213ZM217 129V128H216ZM47 130V129H46ZM123 130V129H122ZM187 130V129H186ZM190 130V129H189ZM206 130V129H205ZM219 130V129H218ZM72 131V130H71ZM82 131H83V129H82ZM137 131V130H136ZM213 131H215V130H213ZM73 132H79V130H74ZM165 132V131H164ZM164 132H163V134H164ZM185 132V131H184ZM215 132H217V131H215ZM159 133V132H158ZM169 133V132H168ZM206 133V132H205ZM208 133V132H207ZM212 133V132H211ZM218 133H219V131H218ZM263 133V132H262ZM87 134V133H86ZM89 134V133H88ZM217 134V133H216ZM222 134H220V135H222ZM261 134V133H260ZM8 135V136H7ZM167 134H165V136H166ZM249 135H251V134H249ZM81 136V137H80ZM80 136H77V138H76V142L77 141H81L80 143H83V144H89V139L88 140H84L83 138L84 137H82L83 136V134H80ZM91 136V135H90ZM210 135H208V137H209ZM263 136V135H262ZM69 137V136H68ZM74 137V136H73ZM91 137H93V135L91 136ZM97 137V136H96ZM264 137V136H263ZM67 138V137H66ZM65 138V139H66ZM200 138H202V137H200ZM204 138H207V136L205 137L204 136ZM213 138V137H212ZM212 138H211V140H210V142L212 141ZM47 139H49L48 140V142L46 141ZM94 139H96V138H94L93 137V139H91V140H94ZM97 139H98V137H97ZM139 139V138H138ZM214 139V138H213ZM257 139V138H256ZM44 140L47 142V144H45V142H44ZM68 140H69V138H68ZM72 140V139H71ZM128 140V139H127ZM60 141H61V139H60ZM96 141V140H95ZM95 141H93V142H95ZM215 141V140H214ZM227 140H225L224 141V143L226 142ZM250 141V140H249ZM68 142V141H67ZM92 142V143H93ZM209 142V143H210ZM222 142V141H221ZM256 142V143H255ZM74 143V142H73ZM217 143H219V142H217ZM232 143V144H231ZM249 143V142H248ZM253 143H254V145H256L257 143L259 144V145H256L255 147L257 148V150L256 151H253V149L255 148V147H252V146H254L253 145ZM62 144V143H61ZM77 144V143H76ZM43 145V144H42ZM41 145V146H42ZM47 145V146H48ZM64 145V144H63ZM68 145V146H67ZM66 146L67 147H69V144H67ZM222 145V144H221ZM220 145V146H221ZM228 145V144H227ZM65 146V145H64ZM65 146V147H66ZM204 146V145H203ZM212 146H213V144H212ZM217 146V145H216ZM219 146V145H218ZM223 146H225V145H223ZM244 146V145H243ZM49 147V146H48ZM71 147V146H70ZM69 147V148H70ZM80 147V146H79ZM186 147V146H185ZM228 147V146H227ZM72 148V147H71ZM76 148V147H75ZM85 148H87V147H85ZM188 147H186V149H187ZM190 148V147H189ZM204 148H207V147H204ZM228 148H230V147H228ZM255 148V149H256ZM185 149V148H184ZM184 150L185 151V153H186V151L187 150ZM209 149V148H208ZM212 149V148H211ZM210 149V151H212ZM76 150V149H75ZM79 150V149H78ZM191 150V149H190ZM192 150H194V149H192ZM205 150V149H204ZM216 150V149H215ZM214 150V151H215ZM37 148L36 147H33L32 149H31V151H30V154H32L33 156H37L36 155V153H37ZM84 151V150H83ZM207 151V150H206ZM208 152V151H207ZM226 152V151H225ZM227 152H228V150H227ZM194 153H195V151H194ZM210 153V152H209ZM219 153V152H218ZM218 153H214L213 151L211 152V154H210V162H209V160L207 159V164H213L214 162H216V161H214V160H211V158L213 157L212 156V154L214 155V154H218ZM222 152H220V154H221ZM98 154V153H97ZM196 154V153H195ZM199 154V153H198ZM204 154V153H203ZM208 154V153H207ZM245 154H246V156H245ZM183 155H186V154H183ZM202 155V154H201ZM224 155V154H223ZM251 155V154H250ZM204 156V155H203ZM217 156H219V155H217ZM222 156V155H221ZM227 156V155H226ZM50 159H51V157L50 156H48ZM179 157V158H178ZM177 158H178V160H180V158L182 157H180V155L178 156ZM185 157V156H184ZM220 157V156H219ZM223 157V156H222ZM227 157H229V154H228V156ZM238 157V156H237ZM255 157V156H254ZM47 156L45 157V156H42V155H38L37 156V165H40L41 163H46V162H49L48 160H50L49 158H47ZM187 158V157H186ZM189 158V157H188ZM207 158H209V156L207 157ZM225 158V157H224ZM251 158V157H250ZM249 158V159H250ZM45 159V160H44ZM182 159H183V157H182ZM195 159V158H194ZM52 160V159H51ZM50 160V161H51ZM192 160V159H191ZM247 161H245V163L247 164V162H248V159H246ZM254 160V159H253ZM197 161H199V160H197ZM196 161V163H198ZM213 161V162H212ZM222 161V160H221ZM243 161V160H242ZM250 161V160H249ZM257 161V160H256ZM24 162L25 163H27V164H29L30 163V160L29 159H26V160H24ZM35 162H36V160H35ZM57 162V161H56ZM185 162V161H184ZM183 162V163H184ZM192 163L194 162V160L193 161H191ZM209 162V163H208ZM253 162V161H252ZM191 163V164H192ZM202 163V162H201ZM203 163L205 164V162L203 161ZM202 163V164H203ZM216 163H218V162H216ZM222 163V162H221ZM225 163V162H224ZM57 164V163H56ZM186 164V163H185ZM219 164V163H218ZM235 164H236V167H239L240 165H239V161H238V164H237V160H236V163L235 162H233V167H234V169H235ZM50 165H52V164H50ZM177 165V164H176ZM237 165H239V166H237ZM192 166V165H191ZM200 166V165H199ZM202 166V165H201ZM211 166H213V165H211ZM218 166V165H217ZM57 167V166H56ZM65 167V166H64ZM184 167H186V165L184 166ZM256 167V166H255ZM59 168V167H58ZM57 168V169H58ZM191 168V167H190ZM190 168H188L189 170H190ZM193 168V167H192ZM208 168H209V170H211L210 169V165H209V167H205V168H203V171H201V170H199V172H201V173H199V176L201 175L202 176V178L203 177H207V175L205 176H203V174L205 173L206 174V172L208 171ZM204 169H206L207 171H204ZM214 169V170H213ZM213 169L211 170V172L210 173H208L209 174V176H210V174H215V172L217 173V171L219 170V168H215V167H213ZM218 169V170H217ZM222 169V167H220V170ZM233 168L231 169L232 170V172H233V175H235L234 174V171H237L236 169L234 170ZM239 169H242V167L241 168H239ZM250 169V168H249ZM175 170H177V169H175ZM187 170V169H186ZM192 170V169H191ZM198 170V169H197ZM217 170V171H216ZM224 170V169H223ZM20 171H23L24 173H19ZM164 171V170H163ZM169 171V170H168ZM178 171V170H177ZM183 171V170H182ZM184 171H185V169H184ZM193 171V170H192ZM214 173H213V172ZM68 172H69V174H68ZM78 172V173H77ZM162 172V171H161ZM176 172V171H175ZM232 172L230 171V175L232 174ZM37 173H41V174H43V175H45V176H43V175H41V174H37ZM67 173V174H66ZM73 173V172H72ZM80 173V174H79ZM164 173V172H163ZM168 173V172H167ZM203 173V174H202ZM218 173H219V171H218ZM238 173V172H237ZM247 173V172H246ZM76 174L77 175H79L78 177H76ZM165 175H166V177L168 176V174H166V173H164ZM169 177H172L171 176V173L169 172ZM176 174H178V173H176ZM224 174V173H223ZM222 174V175H223ZM229 174H228V177H227V179H225V185H227V183H226V181H230L231 179H232V176H230V180H228L229 179ZM238 174H241L242 176H243V174L242 173H238ZM238 174H236V175H238ZM193 175V174H192ZM198 175V174H197ZM248 175V174H247ZM241 176V177H242ZM245 176H246V174H245ZM137 177V176H136ZM165 177V176H164ZM166 177H165V179H166ZM190 177H191V174H190ZM211 177H213V176H210V178ZM240 177V176H239ZM173 178H175V177H173ZM192 178H193V176H192ZM210 178L208 179V180H205L204 182H207V181H209L210 180ZM234 178H235V176H234ZM238 178V177H237ZM246 178V177H245ZM254 178V177H253ZM137 178H135V180H136ZM172 179V178H171ZM182 179H183V176H182ZM189 179V178H188ZM199 179V178H198ZM207 179V178H206ZM239 179V178H238ZM242 179V178H241ZM244 179V178H243ZM250 179V178H249ZM114 180H116V178L114 179ZM170 180V179H169ZM233 180H235V179H233ZM252 180V179H251ZM250 180V181H251ZM161 181H163V183H158V185L159 184H162V186H163V184H164V182L166 181L167 182V179L166 180H164V179H162ZM173 181H174V179H173ZM173 181H171L170 180V184H172L173 183ZM181 181H183V180H181ZM185 181H187V179L185 180ZM184 181V182H185ZM189 181V180H188ZM187 181V182H188ZM212 181V180H211ZM210 181V182H211ZM244 181H245V179H244ZM247 181H249L248 179H247ZM258 181V180H257ZM120 182V181H119ZM166 182H165V184L164 185H167L166 184ZM172 182V183H171ZM192 182V181H191ZM199 182H202V181H199ZM215 182V181H214ZM214 182H213V184H214ZM224 182L222 183V184H224ZM233 182V181H232ZM238 182V181H237ZM117 183H118V181H117ZM133 183V182H132ZM195 183H198V182H195ZM195 183H192L193 185L195 184ZM230 183V182H229ZM254 183V182H253ZM87 184H88V186H90V187H87ZM155 184V183H154ZM154 184H152V189H151V186H149L148 188L149 189H151V190H149L148 189V191L146 190V189H144V190H146L148 193L150 192V191H152L153 189H154V187L156 188V186H154L153 187V185ZM157 184V183H156ZM220 184V183H219ZM222 184H220V185H222ZM233 184V183H232ZM237 184H239V183H237ZM241 184V183H240ZM243 184V183H242ZM250 184V183H249ZM93 185V186H92ZM121 185V184H120ZM139 185H141V184H139ZM157 185V186H158ZM248 185V183L246 184V185H243V186H247ZM129 186V185H128ZM160 186V185H159ZM215 186V185H214ZM223 186V185H222ZM251 186V185H250ZM121 187V186H120ZM119 187V188H120ZM164 187V186H163ZM171 187H173V186H171ZM228 187V186H227ZM240 188H241V185L239 186ZM122 189H123V187H121ZM129 188V187H128ZM160 188V187H159ZM165 188H166V186H165ZM170 188V187H169ZM214 188H216V187H214ZM239 188V189H240ZM242 188H244V187H242ZM240 189V193H241V195L238 193L237 194V191H234V193L233 194H235V195H230V198H231V196H233L231 199H233L232 201H235L236 199H238L239 200V198H238V196L240 195L241 196V199H242V197L244 196V198L246 197V195H247V197L249 196L247 193H246V191H245V189ZM261 188V187H260ZM259 188V189H260ZM249 189V188H248ZM80 190H82V192L80 191ZM119 190V192H117ZM125 190V189H124ZM126 190H127V188H126ZM125 190V191H126ZM156 190H158L157 188H156ZM161 190V189H160ZM106 191H107V193H106ZM130 191V190H129ZM171 191V190H170ZM100 192H102V193H100ZM109 192V193H108ZM126 192H128V191H126ZM140 192L142 193V190L141 191H137V193H139V196H141V194H140ZM239 192V191H238ZM131 193V192H130ZM133 193V192H132ZM136 193V192H135ZM189 193V192H188ZM264 193V192H263ZM79 194H81V196L79 197L78 195ZM143 194V193H142ZM161 194V193H160ZM190 194V193H189ZM237 194V195H236ZM117 195V194H116ZM125 195H126V193H125ZM127 195H129V193L127 194ZM132 195H134V194H132ZM208 195V194H207ZM216 195V194H215ZM220 195V194H219ZM123 196V195H122ZM130 196V195H129ZM138 196V197H139ZM205 195H203V197H204ZM117 197H119L118 195H117ZM131 197H133V196H131ZM205 197H207V196H205ZM211 197H213V196H211ZM211 197H209V198H211ZM215 197V196H214ZM218 197V196H217ZM246 197V198H247ZM137 198V197H136ZM142 198V197H141ZM216 198V197H215ZM224 198V197H223ZM229 198V197H228ZM243 198V199H244ZM252 198V197H251ZM116 199H118V198H116ZM189 199V198H188ZM230 199V200H231ZM240 199V200H241ZM242 199V200H243ZM249 199V198H248ZM253 199V198H252ZM255 199V198H254ZM253 199V200H254ZM187 200V199H186ZM212 200V199H211ZM238 200H236V201H238ZM239 200V201H240ZM241 200V201H242ZM250 200V199H249ZM252 200V201H253ZM129 201V200H128ZM238 201V202H239ZM246 201H248V200H246ZM257 202H258V200H256ZM256 201H254V203L256 202ZM245 202V201H244ZM225 203V202H224ZM227 203V202H226ZM261 203V202H260ZM116 204V205H115ZM119 204L121 205V207L124 205V203H123V201H121V200H119V201H114L111 205L114 207H117V206H119ZM130 204V203H129ZM251 204H252V202H251ZM251 204H249V205H251ZM257 204H259V203H257ZM257 204L255 205V206H252V210L250 211V212H257L258 210L256 209L257 208ZM107 205V204H106ZM131 205V204H130ZM152 205V204H151ZM150 205V206H151ZM209 205V204H208ZM225 205V204H224ZM231 205V204H230ZM234 205V204H233ZM248 205V204H247ZM248 205V206H249ZM126 208H125V211L123 210V208L121 209V207L119 206V208L121 209H118V210H115L116 212L115 213H118V212H121V211H124V213L126 214V212H128V211H130V210H132L131 208H130V210H129V208H127L128 206L127 205H124ZM134 205H132V207H133ZM259 206V205H258ZM69 207H73L74 208V212H69V213H67V216H63V212H64V210L65 209H67V208H69ZM107 207H109V206H107ZM136 207H138V205H136V206H134L133 207V210H134V208L136 209ZM143 208V207H142ZM145 208V207H144ZM261 208V207H260ZM128 211H127V210ZM249 209V208H248ZM146 210V209H145ZM148 210V209H147ZM146 210V211H147ZM254 210V211H253ZM260 210V209H259ZM137 211V210H136ZM144 211V210H143ZM145 211V212H146ZM168 211V210H167ZM144 212V213H145ZM209 212H211L210 210H209ZM110 213V212H109ZM114 213V212H113ZM112 212H111V217H112V214H113ZM131 213H132V211H131ZM249 213V212H248ZM119 214V213H118ZM135 214V213H134ZM146 214V213H145ZM174 214V213H173ZM250 214V213H249ZM122 215V214H121ZM124 215V214H123ZM136 215V214H135ZM214 215H217V214H215L214 213ZM251 215V214H250ZM253 215V214H252ZM257 215V214H256ZM116 216H117V214H116ZM115 216V217H116ZM126 216V215H125ZM263 216V215H262ZM86 217V218H87ZM132 216H130V218H131ZM210 217H212V216H210ZM261 217V216H260ZM100 218V219H99ZM126 218H129V216L128 217H126ZM248 219H249V217H247ZM54 219H57L56 221L54 220ZM86 220V219H85ZM93 220H94V217H93ZM106 220H108V219H106ZM210 220V219H209ZM245 220V219H244ZM252 220V219H251ZM109 221V220H108ZM121 221V220H120ZM249 221V220H248ZM94 222V221H93ZM102 222V221H101ZM210 222V221H209ZM252 222V221H251ZM252 223H254V222H252ZM255 223H256V220H255ZM29 224H33L35 227H37L36 226V224H39L38 226V229L35 231V230H33V229H31V227H27ZM106 224V223H105ZM114 224V223H113ZM112 224V225H113ZM117 224V223H116ZM119 224V223H118ZM247 224H249V222L247 223ZM115 225V224H114ZM120 225V224H119ZM214 225V224H213ZM223 225V224H222ZM225 225V224H224ZM251 225V224H250ZM253 225V224H252ZM258 225V224H257ZM256 225V226H257ZM34 226H32V227H34ZM230 226V225H229ZM228 226V227H229ZM244 226H245V224H244ZM249 226V225H248ZM27 229H26V228ZM128 228H129V226H127ZM224 227V226H223ZM227 227V226H226ZM114 228V227H113ZM167 228V227H166ZM169 228V227H168ZM232 227L230 226V229L229 228H226V230H223V231H226L227 233H228V236L230 235V236H233V235H231V233H230V230H231V232L233 231L232 229H231ZM246 228H248V227H246ZM119 229V228H118ZM129 229H131V228H129ZM218 229L220 230V228H219V226H218ZM251 229V232L253 233L254 232V230H256V229H254V228H250ZM250 229H247V230H250ZM221 231V230H220ZM258 232V231H257ZM225 233V232H224ZM227 233L225 234V235H227ZM230 233V234H229ZM249 233H250V231H249ZM254 234V233H253ZM253 234H251L253 237H254V239H255V235H256V231H255V235H253ZM234 237H235V235H234ZM253 237H252V239H253ZM222 238V237H221ZM230 238V237H229ZM233 238V237H232ZM231 238V239H232ZM236 238V237H235ZM253 239V240H254ZM221 240V239H220ZM232 241V240H231ZM230 241V242H231ZM226 242H228V240L226 241ZM221 244V243H220ZM232 244V243H231ZM226 245V244H225ZM235 245V244H234ZM227 246V245H226ZM229 246V245H228ZM223 247V246H222ZM24 248V249H23ZM0 249H1V245H0ZM205 249V248H204ZM223 250V249H222ZM221 250V251H222ZM208 251V250H207ZM210 251V250H209ZM220 251V250H219ZM212 252V251H211ZM232 252V251H231ZM41 253V251H40V248L39 247H33L32 249H30V255H36V254H40ZM218 253H220V252H218ZM225 253V252H224ZM224 253H221V254H224ZM220 254V255H221ZM227 254H229V253H227ZM0 255L2 256L3 255V252H0ZM218 256V255H217ZM225 256V255H224ZM229 256V255H228ZM213 257V256H212ZM220 257V256H219ZM222 257V256H221ZM230 258V257H229ZM246 258V257H245ZM214 259V258H213ZM227 261V260H226ZM223 262V261H222ZM228 262V261H227ZM226 262V263H227ZM240 262V261H239ZM246 262H247V260H246ZM230 264V263H229ZM241 264V263H240Z\"/></svg>", "mask_w": 264, "mask_h": 264}]
</instances>
